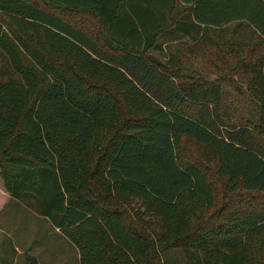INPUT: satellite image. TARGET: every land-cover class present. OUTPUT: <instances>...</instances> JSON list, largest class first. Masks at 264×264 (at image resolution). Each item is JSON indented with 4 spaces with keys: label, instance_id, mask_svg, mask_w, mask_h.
<instances>
[{
    "label": "trees",
    "instance_id": "trees-1",
    "mask_svg": "<svg viewBox=\"0 0 264 264\" xmlns=\"http://www.w3.org/2000/svg\"><path fill=\"white\" fill-rule=\"evenodd\" d=\"M234 22L264 41V0H0V175L79 264H161L173 246L184 264H264V56L245 65L244 122L223 110L220 79L184 85L178 55L150 53ZM185 140L201 160L179 161ZM211 168L227 193L261 197L206 216Z\"/></svg>",
    "mask_w": 264,
    "mask_h": 264
},
{
    "label": "rangeland",
    "instance_id": "rangeland-1",
    "mask_svg": "<svg viewBox=\"0 0 264 264\" xmlns=\"http://www.w3.org/2000/svg\"><path fill=\"white\" fill-rule=\"evenodd\" d=\"M88 20L93 28L90 30H96L98 28L96 22L90 18ZM226 30H229L230 37L227 43L230 44L219 45V51L216 52L211 47L204 49L197 46L199 54L192 55L191 58L186 57V52L181 50L180 40L166 35L162 38L161 48L153 49L150 53L161 60L166 59L169 55H178L183 66L178 69L179 75H194L193 79L186 77L177 79L184 85H188L194 80L201 82V80H212L217 77L220 79L223 110L225 108L234 121L238 119H242L244 122L252 121L256 104H254L255 100L251 98V89L248 83L251 77L246 71L245 65L248 63L246 57L249 47H252L253 50L254 47H257L258 57L262 56L264 41L262 42L263 46L258 44L260 36H253L252 33L255 34V32H252L249 26H240L239 22L231 23L222 31ZM232 47L235 48L236 61L233 57ZM210 51H213V54L220 57L222 62L227 65H220L217 69L211 67L209 58L212 53ZM186 66L190 68H186ZM179 108L192 115L195 114L197 106L187 99ZM177 155L179 161L186 162L201 160L203 152L196 145L185 140L178 148ZM207 172L214 186L216 206L209 210L206 216L213 212L226 213L242 206L243 201L254 202L255 197H261V195L252 196L242 191L236 194L227 193L222 180L214 174L213 168ZM194 212V217H196L199 211L194 210ZM216 222L218 219L212 218L208 219L207 224L210 226ZM195 224L196 228H192ZM204 225V221L202 222L200 219H194L193 222L190 220V226L195 231H202ZM30 258H36L39 264H79L75 246L64 238L48 220L37 214L27 202L12 198L0 175V264H26ZM184 262L181 250L174 246L161 255V264H184Z\"/></svg>",
    "mask_w": 264,
    "mask_h": 264
},
{
    "label": "crops",
    "instance_id": "crops-1",
    "mask_svg": "<svg viewBox=\"0 0 264 264\" xmlns=\"http://www.w3.org/2000/svg\"><path fill=\"white\" fill-rule=\"evenodd\" d=\"M229 25H227V26H229ZM227 26H222V27H213V26L203 27V25H201L202 28L200 30L191 31V32H184V31L180 30V31H177L174 34L179 35V37H180L181 50L186 52V57L191 58L193 44H197V46H199V47L201 46L204 49H206L207 47L214 48L213 49L214 52L219 51V45L226 44L227 40L230 37L229 36V30L222 31V30H225L227 28ZM253 31L254 30L252 29V32ZM252 35L253 36H258L259 34L257 32H255V34L252 33ZM173 42H175V41H173ZM262 42H263V39L260 36L258 44H261L263 46ZM227 44L229 45L230 43H227ZM210 52L212 53V56L209 58L211 67H214L215 69H217L220 65H227V64H224V62H222V59L220 57H217L216 55H214L213 51H210ZM232 52H233L234 60L236 61L235 48H233V47H232ZM262 56H264V54ZM260 57H261V55H260ZM246 58H247L246 59L247 62H251L252 60H255L256 58H258L257 47H254V50H253L252 47H249V52H248V55H247ZM216 79H217V77L212 79V80H210V81H215L216 82Z\"/></svg>",
    "mask_w": 264,
    "mask_h": 264
}]
</instances>
